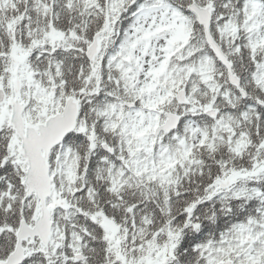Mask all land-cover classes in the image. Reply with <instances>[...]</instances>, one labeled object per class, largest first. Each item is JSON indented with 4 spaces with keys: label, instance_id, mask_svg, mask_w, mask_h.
Masks as SVG:
<instances>
[{
    "label": "snow or ice",
    "instance_id": "obj_1",
    "mask_svg": "<svg viewBox=\"0 0 264 264\" xmlns=\"http://www.w3.org/2000/svg\"><path fill=\"white\" fill-rule=\"evenodd\" d=\"M0 264H264V0H0Z\"/></svg>",
    "mask_w": 264,
    "mask_h": 264
}]
</instances>
